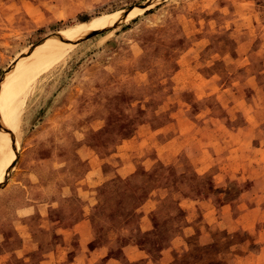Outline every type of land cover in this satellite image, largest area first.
Segmentation results:
<instances>
[{
	"label": "rangeland",
	"instance_id": "obj_1",
	"mask_svg": "<svg viewBox=\"0 0 264 264\" xmlns=\"http://www.w3.org/2000/svg\"><path fill=\"white\" fill-rule=\"evenodd\" d=\"M147 1L0 0V148L3 122L16 125L11 179L0 183V264H99L108 249L103 240L89 248L97 228L88 204L133 221L170 189L179 204L174 231L139 237L152 254L160 250L159 264H264V221L254 231L264 209L245 207L240 231L229 226L228 209L217 224L215 215L220 203L238 205L234 197L245 190L250 197L264 190V0H153L123 16ZM100 19L105 26L89 30L106 29L87 39L85 31L6 114L25 58ZM134 83L152 95L117 119L107 94ZM89 133H103L100 151ZM62 201L85 214L71 229L60 226ZM195 208L212 230L180 244L175 237ZM151 220L156 228L158 218ZM218 226L214 244L208 237ZM19 248L25 257L12 252Z\"/></svg>",
	"mask_w": 264,
	"mask_h": 264
},
{
	"label": "snow or ice",
	"instance_id": "obj_2",
	"mask_svg": "<svg viewBox=\"0 0 264 264\" xmlns=\"http://www.w3.org/2000/svg\"><path fill=\"white\" fill-rule=\"evenodd\" d=\"M166 40V34L161 36V45H164ZM107 95L112 102L109 106V111L117 119H126L139 111V106H143L146 103L145 97H151L152 92L146 85L141 87L134 83L131 86L126 85L123 89L113 88ZM148 106H151L150 101L148 102ZM88 135L95 141L93 146L97 147L103 133L96 135L89 133ZM88 142L87 139L84 140V143ZM97 151H100L99 147H97ZM0 179H3L6 184L11 177L6 175ZM217 183L221 188L225 186L223 180H218ZM174 192V189L169 190L167 200H161L159 195L151 197L158 202L159 206L154 211L149 210L151 211L152 219L157 220L158 218L159 222L155 229H151L148 232V235L156 236L159 229L160 235L164 236V228L174 231V224L180 218L176 215L177 211H179V204L178 201L173 200ZM150 196L151 189H148L140 203L144 204ZM88 207L92 209V218L97 228L95 241L89 244V248L95 250L97 242L103 240L104 247L108 249L103 258L99 260V264H159V261L163 258L160 250L157 249V252L152 254L151 248L143 240L139 239L145 232V229L139 223V219L144 215V212H141L133 221H129L121 219L118 214H113L111 207L104 211H98L90 203ZM58 213H62L64 217L60 226L69 229L74 226L77 219L81 221L85 219L82 207H77L71 201H62ZM21 215H25V213H21ZM185 226L188 225L185 224ZM0 231H3V229H0ZM167 246V244L164 245V247ZM2 251L3 249H0V252ZM145 253H149L150 255H145ZM173 255H176V253L174 252ZM16 264H23V261H17ZM176 264H188V261L177 260Z\"/></svg>",
	"mask_w": 264,
	"mask_h": 264
},
{
	"label": "bare ground",
	"instance_id": "obj_3",
	"mask_svg": "<svg viewBox=\"0 0 264 264\" xmlns=\"http://www.w3.org/2000/svg\"><path fill=\"white\" fill-rule=\"evenodd\" d=\"M101 23H103V19H100L98 22L96 21V25L95 24L85 25L84 27H82L81 30H79L82 32L60 37L59 38L60 43L57 48L56 47L53 48L54 42H51L47 46L44 47L42 46V48L40 47L41 50H38V52H35V54L33 53L27 56L23 62L24 65L26 66L25 72L27 71V73L23 78H21L24 75L22 73L23 71L16 74L17 77H20L19 79H16V81L14 82V85L17 87L16 93L10 94L8 96L4 104L5 113L9 115L11 114V111L13 110V106L17 103V98H19V95H23L24 93H26V90L28 89L30 83L34 80L35 76L38 74V72H40L42 68L63 59L65 55L68 53V51L79 42L80 36L81 35L83 36L85 31L88 32L90 31L89 29L104 27L105 25ZM2 110H3V105H2ZM7 121L8 119H6V122L5 123L3 122L2 124V126L6 128L7 131L3 133L4 140L0 148V178L8 175L9 173L8 171L12 169V162L16 156L15 150L12 147L13 136H11V134L16 129V125L14 122L8 124ZM2 181L3 179H0V183H2Z\"/></svg>",
	"mask_w": 264,
	"mask_h": 264
},
{
	"label": "crops",
	"instance_id": "obj_4",
	"mask_svg": "<svg viewBox=\"0 0 264 264\" xmlns=\"http://www.w3.org/2000/svg\"><path fill=\"white\" fill-rule=\"evenodd\" d=\"M86 0H72V2H69V5H72L73 7H78V6H82V4L85 3ZM150 131H154V130H150ZM149 155L146 156V158H148ZM189 159V158H188ZM193 158H191L192 160ZM203 165H200L198 167H202ZM201 171H199L200 173ZM223 171H219V174H222ZM219 180V179H217ZM256 189V188H254ZM251 191V189H247L244 192H242L238 197H234V200H237L236 203H238V205L233 204V203H229L228 201L226 203H220L216 209H215V215L216 217V224L218 223L219 220H223V218L226 216L228 217L229 214H231V221L228 223L229 226L231 228H234V230L236 231H240V229L242 227H246L245 222L243 221L242 217L243 214L245 213L244 209L245 207H261L264 209V199H262V194H264V190L261 189V191H259V196L261 197H250L249 195H247V193H249ZM233 199V198H232ZM145 208V209H144ZM142 210V212H144V215L142 216V220L143 222L141 223V227L145 229V232H148L149 230H151V227L155 225L153 224L152 220H151V211L150 210H146V207H144ZM228 209L229 214L226 213V210ZM152 210V209H151ZM193 214L192 216L188 219V220H184L183 221V225L180 226L179 232H178V236L177 238L175 237L176 240L179 239V241L181 242L180 244H182L186 238L188 237L187 235L191 234V233H198V232H210L212 230L213 227V223L211 221H205L202 220L200 218L201 213L198 212V209H193ZM204 214V213H203ZM207 215V214H204ZM220 218V219H219ZM261 221H264V218H261L260 216L257 218V221L255 223V228L254 231H256L259 228V224L261 223ZM185 224H187L188 226H185ZM264 223H262L261 225H263ZM218 229H220V227H216V230H214L213 234L209 235L208 238H210L214 244H216L217 242V232ZM260 231L264 230V228L260 229ZM26 244V239L24 240V242ZM213 245V243H212ZM21 248H19L17 251L13 250L12 252L14 254H16V256H23L25 257V252L26 250H20ZM9 256H11L10 253ZM221 257L224 259L226 257V255L224 253H221ZM233 260H235V257H232ZM225 261V260H222ZM221 261V262H222Z\"/></svg>",
	"mask_w": 264,
	"mask_h": 264
},
{
	"label": "water",
	"instance_id": "obj_5",
	"mask_svg": "<svg viewBox=\"0 0 264 264\" xmlns=\"http://www.w3.org/2000/svg\"><path fill=\"white\" fill-rule=\"evenodd\" d=\"M152 1H153V0H149V1L145 2V3H141V4H138V5H136V6H132V7L129 8L127 11H125V13H124L123 16H124L125 18H127V17L129 16V14H130L134 9H136V8H138V9H145V8H147V6H149L150 3H151ZM105 29H106V28H103V29H97V30L91 31V32L85 34V39L90 38V37H92V36L98 34L100 31H103V30H105ZM60 35H61V33H58L57 36L59 37ZM83 35H84V34H83Z\"/></svg>",
	"mask_w": 264,
	"mask_h": 264
},
{
	"label": "trees",
	"instance_id": "obj_6",
	"mask_svg": "<svg viewBox=\"0 0 264 264\" xmlns=\"http://www.w3.org/2000/svg\"><path fill=\"white\" fill-rule=\"evenodd\" d=\"M150 12V11H149Z\"/></svg>",
	"mask_w": 264,
	"mask_h": 264
}]
</instances>
